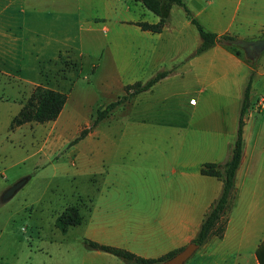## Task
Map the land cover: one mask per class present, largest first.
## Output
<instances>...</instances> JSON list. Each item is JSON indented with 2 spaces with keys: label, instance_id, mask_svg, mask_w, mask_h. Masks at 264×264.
<instances>
[{
  "label": "crops",
  "instance_id": "crops-1",
  "mask_svg": "<svg viewBox=\"0 0 264 264\" xmlns=\"http://www.w3.org/2000/svg\"><path fill=\"white\" fill-rule=\"evenodd\" d=\"M183 1L206 29L249 39L247 10L237 17L242 0ZM80 2L94 9L85 19L84 34L74 30L78 21L73 19L72 9H79L78 0H0V83H4L0 86L34 89L40 85L64 91L66 102L52 120L50 131L53 141L63 143L66 134L62 119L69 117L64 114L67 106L89 103L97 96L92 82L80 83L87 67L83 56L105 53L112 61L103 68V77L115 80L101 86L106 104L121 97L127 84L168 70L151 87L116 104L100 120L103 144L98 151L102 165L96 166L87 157L79 170L87 175L100 174L104 184L100 216L98 202L93 203L97 199L92 198L89 207L91 219L102 231V238H93L144 257L163 255L192 240L223 185L221 177L202 173L201 166L229 158L243 91L251 75L242 117V154L224 215L223 234L209 235L183 264H264V111L257 107V100L264 96V51L254 63L220 42L197 53L199 32L195 26L193 31V23L176 4L171 5L163 29L154 32L137 24L159 19L139 0ZM253 3L264 10V0ZM251 6L246 0L244 8ZM89 65L91 76L87 80L98 72L94 62ZM115 121L126 140L130 136L134 142L138 136L166 139L158 153L141 149L138 143L117 148L126 155L134 152L136 158L144 155L152 159L144 178L150 190L138 197V202L122 198L132 182L128 172L139 168L146 171L147 167L129 163L122 171L120 163L117 169L111 162L106 164L107 156L115 150L106 142ZM99 122L85 136L97 132ZM75 155L78 159L81 156L78 149ZM114 171L125 178H113ZM87 250L108 264H124L112 253Z\"/></svg>",
  "mask_w": 264,
  "mask_h": 264
},
{
  "label": "rangeland",
  "instance_id": "rangeland-1",
  "mask_svg": "<svg viewBox=\"0 0 264 264\" xmlns=\"http://www.w3.org/2000/svg\"><path fill=\"white\" fill-rule=\"evenodd\" d=\"M245 1L242 0L237 14V17H240L244 10L248 12L249 23L246 31L249 39L243 40L264 39V10L254 6L253 2L258 0H248L252 6L246 9ZM78 2L79 9L77 7L72 9L75 13L72 15L73 19L78 21L74 30L77 29L79 33L84 34L87 25L85 19L94 9L80 0ZM176 7L181 14H185L181 6ZM62 12L64 14L63 10ZM194 26L191 25V28L196 31ZM237 45L245 56L251 55L243 43ZM83 48H87L86 40ZM258 56L253 53L249 58L257 62ZM83 59L87 67L81 74V78L84 79H80V83L92 82L97 96L89 103L82 101L71 108L67 106L64 114L67 112L69 117L62 119V128L66 134L63 143L52 139L50 133L52 120L30 121L12 127V118L29 102L33 87L0 86V196L4 189L18 179L30 176L11 198L6 201L0 200V264H108L103 257L90 254L93 252L87 250L83 243L84 238L92 240H96L93 237L102 238L100 227L91 219L89 207L91 199H97L94 202L92 199V202L95 204L98 202L97 213L100 216V194L104 184L100 174L87 175L79 171L87 157H90L96 166L102 165L101 152L98 151L103 144L102 122H99L97 132L79 140L77 148L74 149L73 144L81 129L92 122L99 105L103 102L106 105L107 97L101 93V86L106 81L115 80L103 77L105 74L103 68L112 65V61L105 53L89 58L83 56ZM90 62L97 65L98 72L87 80V76H91ZM113 74L111 72L112 76ZM119 124L115 121L107 135L108 146L115 147V150H112L110 157L107 156L106 164L113 163L115 169L119 163L122 167L129 163L147 167L146 171L139 168L134 172H128L132 182L130 187L125 189L127 193L123 194L122 198L127 200L134 198L138 202V197L142 198L143 194L150 190V185L144 178L147 176L148 166L152 165V159L145 158L144 155L136 158L134 152L126 155L127 153L120 152L117 148L126 143H138L141 149L148 148L146 151L157 152V149L162 151L166 139L163 136H138L134 142L133 136H130L126 140ZM76 149L81 154L79 159L75 155ZM125 169L123 167L122 171ZM115 176L125 178L117 171L112 173V177ZM68 205L79 207L82 220L80 224L70 225L62 232L56 225V216ZM87 252L88 254H85ZM121 261L127 264L124 260Z\"/></svg>",
  "mask_w": 264,
  "mask_h": 264
},
{
  "label": "trees",
  "instance_id": "trees-1",
  "mask_svg": "<svg viewBox=\"0 0 264 264\" xmlns=\"http://www.w3.org/2000/svg\"><path fill=\"white\" fill-rule=\"evenodd\" d=\"M148 9L153 11L159 16L158 21L148 22V21H138L137 24L145 30H151L154 32L161 31L165 25L167 18L169 16V10L172 4L180 5L186 16L195 25L199 36L201 38L200 43L196 47V52L199 53L209 47H211L216 42L222 43L229 50L234 52L236 55L240 56L247 62H252L249 57L245 56L242 50L237 44L227 43L224 39L233 38L232 35L228 33H223L218 35L216 32L206 29L197 18H195L190 12L188 6L183 0H139ZM168 73V70L158 71L155 75L148 78L145 81H135L133 83L127 84L125 86L126 92L118 99L107 103L104 107H99L96 112V116L92 122L81 129L80 133L74 138V142L83 138L97 123L107 115V113L118 103L126 100L127 98L142 92L149 87H151L158 79L163 77ZM251 82V75L248 78L246 86L243 91L242 103L238 118L237 130L235 140L230 145V156L227 160L221 163L206 162L201 166V172L210 175H216L221 177L223 181L222 190L220 195L213 201L209 209L205 213L200 223V226L192 238L191 241L196 242L201 245L209 235L215 234L217 236H222L225 228V212L229 202V198L235 187L234 176L236 169L239 165L242 147H243V115L247 107L249 88ZM67 95L64 91L36 86L31 92L30 100L28 103L24 104L19 112L12 118L11 126H18L25 122L36 121L45 122L48 120H54L62 107L66 102ZM82 216L77 205L66 206L59 214L56 216V225L65 232L70 225H76L81 223ZM83 243L87 249L102 250L112 253L121 259H123L127 264H163V261L174 255L181 248L173 249L163 255L157 257H144L138 255L127 248L101 243L90 238H84Z\"/></svg>",
  "mask_w": 264,
  "mask_h": 264
},
{
  "label": "water",
  "instance_id": "water-1",
  "mask_svg": "<svg viewBox=\"0 0 264 264\" xmlns=\"http://www.w3.org/2000/svg\"><path fill=\"white\" fill-rule=\"evenodd\" d=\"M227 43H243L247 52H250L251 57L253 53L260 55L264 50V39H260L257 41L247 40L244 41L241 38H230L224 39ZM253 51V52H252ZM252 52V53H251ZM29 175L23 176L11 185H9L6 189H4L1 193L0 200L6 201L11 198L17 191L20 189L26 181L29 179ZM198 244L194 241H190L184 247H182L179 251H177L174 255L163 261V264H183V262L193 253V251L197 248Z\"/></svg>",
  "mask_w": 264,
  "mask_h": 264
},
{
  "label": "built area",
  "instance_id": "built-area-1",
  "mask_svg": "<svg viewBox=\"0 0 264 264\" xmlns=\"http://www.w3.org/2000/svg\"><path fill=\"white\" fill-rule=\"evenodd\" d=\"M257 107L264 111V96L259 97L257 100Z\"/></svg>",
  "mask_w": 264,
  "mask_h": 264
}]
</instances>
